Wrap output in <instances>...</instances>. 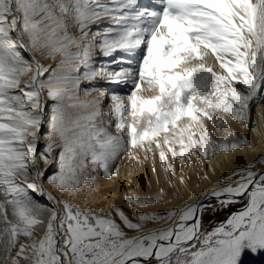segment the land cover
Instances as JSON below:
<instances>
[{
    "label": "snow or ice",
    "instance_id": "obj_1",
    "mask_svg": "<svg viewBox=\"0 0 264 264\" xmlns=\"http://www.w3.org/2000/svg\"><path fill=\"white\" fill-rule=\"evenodd\" d=\"M98 54L112 58L100 71ZM98 78L128 89L107 110L98 88L80 99L81 83ZM261 98L264 0H0V264H245L264 253V156L162 213L148 209L163 188L125 196L132 216L77 202L96 192L97 174L112 179L141 151L153 173L158 157L184 184L186 166L253 149L229 119L258 132L250 104ZM213 198L241 207L209 230Z\"/></svg>",
    "mask_w": 264,
    "mask_h": 264
},
{
    "label": "bare ground",
    "instance_id": "obj_2",
    "mask_svg": "<svg viewBox=\"0 0 264 264\" xmlns=\"http://www.w3.org/2000/svg\"><path fill=\"white\" fill-rule=\"evenodd\" d=\"M143 2L148 3L150 5H154L155 0H144ZM106 24H107V22L105 21V22H102L100 25H92V28H95V30L98 27L102 29L103 27L106 26ZM26 58L30 59L28 53H27ZM111 59H112L111 57L105 58L102 56V54H98L95 58V61H94V68L97 71H100L101 68L109 67L110 66L109 62ZM44 62H47L49 64L53 63V65H56V61L53 62L51 60H41V63H44ZM91 88H98L99 91L104 89V91L99 92L98 94L102 98L105 99V110H107L106 106L110 102L108 98L110 97L111 94H113V93L124 94L128 91V89L126 87H124L123 85H118V84L113 83V82H107L103 79L98 78L97 80L92 81V82L84 81L81 83V89H80V93H79L81 100H88L91 98V97L84 95V89H91ZM93 94L96 95L97 93H93ZM47 103L50 104L47 108V111L50 112L51 106L53 105L54 101L49 100ZM253 103H254L252 105V110L254 111L253 122H254L255 127H256L257 126V120L258 119L261 120L262 118H264V115L261 113V112H263V109H264V98H261L259 101H254ZM209 128H210V130H212L211 124H209ZM262 130H264L263 122H262ZM47 131H48V125L44 124L41 128V134H44V132L46 133ZM40 141H42V142L44 141V143H45L46 140L43 139V135H42ZM261 149H262L261 152L264 153V146H262ZM41 150H43V148L40 147V143H39L38 152ZM138 155L141 158V163H143V166H141V167L139 166L140 164L135 163L136 161L129 160L125 156L123 159H121L118 162V164L116 166H114L113 170L118 172L117 176L113 177L112 179H106L103 176L97 174V177L100 178V185H101L102 189L104 191H115V192H117L116 194H112V195H114V198H116V200L118 201V203L120 205L125 206V208H126L125 212H129V213H126L129 216H132L133 213L130 212L132 210H131L130 206L126 203V201L124 199L125 196H127L131 193L138 194L140 192H147L146 187H145L146 183L152 184V188L150 190V193L155 194L159 186H164V188L166 189L165 184L179 183L178 177L181 174L178 171L176 177H172V176L165 177L163 172H162V169L160 167L158 157L155 160L157 172L153 173L152 165H153L154 161H153L151 155L149 154L148 159H146V160L144 159L145 153H139ZM246 157H247V154H245V153H237L235 157L234 156L232 157V158H234V160L232 158H229V160L232 159L233 161H238V160L245 159ZM214 158L216 161L218 159V154ZM41 163H42V161H41ZM194 165L195 164L193 163L192 165H188L184 168V171H183V175L185 177V183L184 184L186 185L184 188L186 189V192H181L179 195V198L176 199L175 203L174 202L171 203V205H173L171 207V209L174 206H176L177 204H178V206L176 208L182 207L185 202H189V197H190L192 192H195L197 194V197H202L204 195V193L209 192L216 187H219L221 184H224V183H221L219 185L208 186L206 188L190 187L189 185H187V183H190L192 178L195 177L194 174H198V171L194 170ZM206 168L210 169L211 168L210 164ZM56 170H57V163L54 160L53 166L51 168L47 169V173L50 174L51 172L53 173ZM45 187H48L47 182H45ZM32 195L34 198H37V199L39 198L38 200L42 201L43 203L51 205V202L48 201L46 197H43V196L38 197V195H35V194H32ZM98 198H99V196H98ZM105 199H107V197ZM101 200H104V198H102ZM179 201H181V202H179ZM204 203L207 204V201H205ZM247 256L248 255H246L244 259L248 261L249 257L251 255H249L248 257ZM254 264H264V253H261L257 257V259H255Z\"/></svg>",
    "mask_w": 264,
    "mask_h": 264
},
{
    "label": "rangeland",
    "instance_id": "obj_3",
    "mask_svg": "<svg viewBox=\"0 0 264 264\" xmlns=\"http://www.w3.org/2000/svg\"><path fill=\"white\" fill-rule=\"evenodd\" d=\"M143 1L144 0H139L140 4H142L141 6H148V7L153 6V5H150L148 3H144ZM92 29L95 31V28H92ZM22 55L26 58L27 52L22 51ZM43 64L46 67L50 66L49 73L56 66V65H53V63L49 64L47 62H44ZM49 73H45V76L47 77L49 75ZM102 91H104V89L100 90L99 92H102ZM48 101L49 100H47V102ZM253 104H254L253 102L250 104L252 121L254 118L253 117L254 111L252 110ZM49 105H50L49 103H46V111H47V108ZM261 113L264 115V109H263V112H261ZM262 122L264 124V118H262L261 120L260 119L257 120L256 129L258 130V132H254V131H252L251 128H242L239 123L229 119V124L231 125V128L233 130H235L237 133H239L240 135L247 136L248 139L253 144V149H245L244 151L236 152V154L237 153L247 154V157L245 159L238 160V161H233L234 158H232L233 156L235 157L236 154H234L233 156H230V157H226L223 153H218V159L216 161H215V158H213L210 163L208 161H205L203 164L194 163L195 164L194 170H197L198 174H194L195 177H193L191 182L187 183V185H189L190 187H196V188L197 187L206 188L208 186H215V185H219L221 183L226 184V183H228V181H225L223 179L224 176L231 173L233 170H235L237 168H243L248 163L257 161L260 157L264 156V153L261 152V150H262L261 147L264 146V130H262ZM214 132H215L216 138H218V139L222 138L225 135V133H222L218 130H214ZM39 143H40V147L44 148L47 141H45V143H44V141L43 142L39 141L38 145H39ZM139 153H143V152L141 151V152H138L137 154H139ZM229 158H232L233 160L232 159L229 160ZM135 163L140 164L139 165L140 167L143 166V163H137V162H135ZM41 164H42V168H43V162ZM209 164H210L211 168L207 169L206 167ZM52 166H53V163L51 165H49V167H47V169L51 168ZM50 174L47 173V171L45 172V182H47V177ZM205 177H207V178H205ZM94 183H96V186H97L96 192L90 194L88 199H84L83 197H81L77 201L81 206H90V207H94V208L95 207H102L105 211H108L109 207L114 204L115 206L120 207L121 209L126 211L125 206L120 205L118 203V201L116 200V198H114V195H112V194H116L117 192H115V191H104L100 185V178L99 177H97V180ZM185 186H186L185 184H180V183H169V184H165L166 189L164 188V186H159L156 193L151 194L150 190L152 188V184L146 183L145 187H146L147 192H140L138 194L142 195V196H152L155 198L156 194L160 191L161 188H163L165 193H166L165 199L164 200H158V202L155 205L150 206V208L148 209L151 211H156V212L162 213L166 210L171 209V207L173 206V205H171V203H173V202L175 203L176 199L179 198V195L181 192H186V189L184 188ZM48 188H49V190H52L50 188V186H48ZM54 195H59V194L54 192ZM98 196H99V198H98ZM38 197H40V196L38 195ZM106 197H107V199H105ZM102 198H104V200H101ZM38 199L34 198V200L37 203H39L40 205L51 206L49 204L43 203L42 201H40ZM179 202H181V201H179ZM206 205H207V208L203 214V222H204V226L206 228H208L209 230H210L211 226H213L214 224H216L218 222L225 220L226 217L230 213L239 210V208L241 207V205L237 203V204H233L227 208L220 209L219 205L217 204L215 199L208 201ZM177 206H178V204L176 206H174L173 208H176ZM141 210H143V209H141ZM130 212L133 213L132 211H130ZM126 213H129V212H126ZM260 254L261 253L251 255L249 257L250 261L248 260L250 263L247 260H245V264H254L255 259H257V257Z\"/></svg>",
    "mask_w": 264,
    "mask_h": 264
},
{
    "label": "water",
    "instance_id": "obj_4",
    "mask_svg": "<svg viewBox=\"0 0 264 264\" xmlns=\"http://www.w3.org/2000/svg\"><path fill=\"white\" fill-rule=\"evenodd\" d=\"M213 199H215V198H213ZM208 202V201H207Z\"/></svg>",
    "mask_w": 264,
    "mask_h": 264
}]
</instances>
